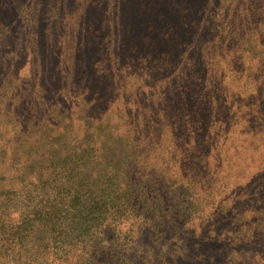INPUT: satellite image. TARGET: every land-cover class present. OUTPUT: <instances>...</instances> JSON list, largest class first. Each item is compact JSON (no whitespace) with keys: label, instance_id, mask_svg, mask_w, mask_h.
Segmentation results:
<instances>
[{"label":"rangeland","instance_id":"374dc122","mask_svg":"<svg viewBox=\"0 0 264 264\" xmlns=\"http://www.w3.org/2000/svg\"><path fill=\"white\" fill-rule=\"evenodd\" d=\"M0 264H264V0H0Z\"/></svg>","mask_w":264,"mask_h":264}]
</instances>
